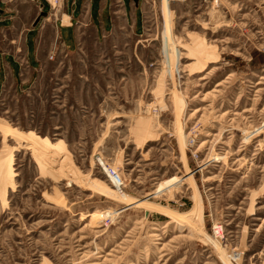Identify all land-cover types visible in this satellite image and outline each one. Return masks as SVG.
Returning a JSON list of instances; mask_svg holds the SVG:
<instances>
[{
    "label": "rangeland",
    "instance_id": "374dc122",
    "mask_svg": "<svg viewBox=\"0 0 264 264\" xmlns=\"http://www.w3.org/2000/svg\"><path fill=\"white\" fill-rule=\"evenodd\" d=\"M53 1L0 0L40 47L0 34V264H264V0L94 6L72 52Z\"/></svg>",
    "mask_w": 264,
    "mask_h": 264
},
{
    "label": "crops",
    "instance_id": "0c3cea01",
    "mask_svg": "<svg viewBox=\"0 0 264 264\" xmlns=\"http://www.w3.org/2000/svg\"><path fill=\"white\" fill-rule=\"evenodd\" d=\"M54 1L56 2L58 0H54ZM54 1L51 3L55 6ZM62 1L65 2L66 4L67 12L66 14H63V16L61 14L57 16L55 15V18L53 20H54L55 27L57 29V36L59 40L61 41L62 45L68 51L70 49V52H72L77 46V36L74 31V28H72L73 27L72 21H75L74 24H76L77 23L76 20L83 19V21H85L87 18H89L90 21L92 22L95 19L93 15L94 6H96V12L98 13L99 20L101 19L100 18L101 15H103L105 12H108L109 18H110L111 9L116 4H118V2L120 1L122 2L123 8H124L123 14H125V16L127 15V13L130 14L129 18L126 17L125 19L126 24H128L129 22L128 19H132V16L134 18L136 17L137 4L139 3V0H81L80 7L78 8L79 0H71V1L62 0ZM132 3L136 5V8L133 9ZM1 6H2V3H0V34H2V36L6 35V37L8 38V41L9 39H11L10 41L11 43L12 42L15 43L14 39H16L17 37H19V41L20 39H23L24 47H25L24 54L26 55L27 61L29 63H32V62L34 63L35 61L38 60L37 57L40 51V47H37L38 41H37L36 36L38 33L36 34V36L32 35V32L35 31V28H29L28 26L30 23V17H28L24 11L20 12V14L18 13L16 16L13 14H8L9 12H12V9H8L7 7H3L1 9ZM86 8L88 9V11L86 10ZM113 13H116V12H113ZM14 20H17V22L15 23ZM47 20H51V17L49 16V18H46V22L42 28L41 35L43 38L44 36L47 35L48 32H51L50 35L54 33L52 24L48 23L50 21H47ZM99 26H101V23H99ZM61 29L72 31V40H70V42H71V46L73 45V47L67 46L66 44L67 42L63 40V37L61 35ZM108 31L104 30L102 26L101 34H106L108 33ZM31 35L33 36V42H32L33 60L32 61H31V58L29 57L30 56L29 47H27L28 38ZM20 45H21V42H20ZM19 66H20L19 63L15 59V55L13 56L10 54L0 53V77L1 76H3V78L5 77L6 69L8 68V70L11 72L13 77L19 78L21 76Z\"/></svg>",
    "mask_w": 264,
    "mask_h": 264
},
{
    "label": "built area",
    "instance_id": "2783aa9c",
    "mask_svg": "<svg viewBox=\"0 0 264 264\" xmlns=\"http://www.w3.org/2000/svg\"><path fill=\"white\" fill-rule=\"evenodd\" d=\"M109 171V173L111 174V175H113V176H116L117 174L113 171V170H108Z\"/></svg>",
    "mask_w": 264,
    "mask_h": 264
},
{
    "label": "bare ground",
    "instance_id": "6f19581e",
    "mask_svg": "<svg viewBox=\"0 0 264 264\" xmlns=\"http://www.w3.org/2000/svg\"><path fill=\"white\" fill-rule=\"evenodd\" d=\"M216 239L218 240V237H216ZM219 241V240H218ZM236 256V258H237V256L239 257V255H235Z\"/></svg>",
    "mask_w": 264,
    "mask_h": 264
},
{
    "label": "water",
    "instance_id": "95a60500",
    "mask_svg": "<svg viewBox=\"0 0 264 264\" xmlns=\"http://www.w3.org/2000/svg\"><path fill=\"white\" fill-rule=\"evenodd\" d=\"M145 216H146V217L148 216V213H147V212H145Z\"/></svg>",
    "mask_w": 264,
    "mask_h": 264
}]
</instances>
